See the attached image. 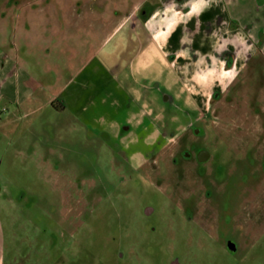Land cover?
Masks as SVG:
<instances>
[{
	"label": "rangeland",
	"instance_id": "rangeland-1",
	"mask_svg": "<svg viewBox=\"0 0 264 264\" xmlns=\"http://www.w3.org/2000/svg\"><path fill=\"white\" fill-rule=\"evenodd\" d=\"M115 19L79 49L17 41L19 68L67 70L0 104V264H264V57L194 71Z\"/></svg>",
	"mask_w": 264,
	"mask_h": 264
},
{
	"label": "crops",
	"instance_id": "crops-1",
	"mask_svg": "<svg viewBox=\"0 0 264 264\" xmlns=\"http://www.w3.org/2000/svg\"><path fill=\"white\" fill-rule=\"evenodd\" d=\"M37 7L31 0H0V104L18 108L30 104L39 83L50 74L57 80L67 70L19 68L15 53L18 40L37 32L48 46L55 47L59 39L63 47L75 41L79 49L83 43L96 40L100 22L111 23L109 15L112 22L117 19L115 32L131 27L145 57L180 55L187 59L182 67L189 65L194 71L215 69L222 62L216 59L227 55L235 59L233 62L237 60L233 64L240 69L253 57H264V0H59ZM122 9L129 11L120 15ZM176 9L183 15H176ZM36 10H43V17H34ZM52 10H60L62 15L52 18ZM122 41L125 48L127 34ZM25 83L31 87L23 86ZM56 103L62 111L67 109L61 94L50 96L42 107H55Z\"/></svg>",
	"mask_w": 264,
	"mask_h": 264
},
{
	"label": "water",
	"instance_id": "water-1",
	"mask_svg": "<svg viewBox=\"0 0 264 264\" xmlns=\"http://www.w3.org/2000/svg\"><path fill=\"white\" fill-rule=\"evenodd\" d=\"M172 264H179V263L175 261V262H173Z\"/></svg>",
	"mask_w": 264,
	"mask_h": 264
}]
</instances>
